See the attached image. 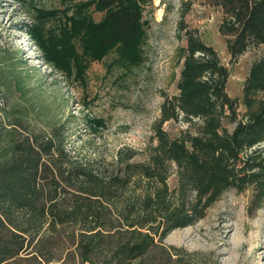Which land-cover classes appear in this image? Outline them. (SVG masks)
<instances>
[{
  "label": "trees",
  "instance_id": "16d2710c",
  "mask_svg": "<svg viewBox=\"0 0 264 264\" xmlns=\"http://www.w3.org/2000/svg\"><path fill=\"white\" fill-rule=\"evenodd\" d=\"M200 3L219 12L217 32L230 62L264 45V0ZM96 4L106 9L91 25L98 48L131 46L140 34L137 3ZM184 4L188 11L191 0ZM177 29L184 40L177 91L161 95L144 161L103 174L70 160L55 132L19 134L2 147L0 264L50 262L40 248L66 224L72 230L63 244L72 258L59 264H189L182 255L196 253L163 243L169 231L202 218L228 190L249 188L253 208L264 201V51L250 62L238 100L225 89L228 69L197 28L179 19ZM169 120L186 129L169 136L162 128Z\"/></svg>",
  "mask_w": 264,
  "mask_h": 264
},
{
  "label": "rangeland",
  "instance_id": "374dc122",
  "mask_svg": "<svg viewBox=\"0 0 264 264\" xmlns=\"http://www.w3.org/2000/svg\"><path fill=\"white\" fill-rule=\"evenodd\" d=\"M134 1L140 10L137 40L101 50L91 25L103 20L106 9L96 0H0V152L19 134L55 132L70 160L103 174L144 161L161 95L177 91L184 43L179 19L216 51L228 69L226 92L240 100L249 64L264 45L230 62L216 9L201 0H191L188 11L186 0ZM162 128L171 137L186 129L172 120ZM166 182L174 187L175 175ZM250 193L223 192L202 218L169 231L163 243L196 253L182 255L189 264H264V201L253 208ZM71 230L64 225L40 248L42 258L50 259L44 264L72 258L63 244Z\"/></svg>",
  "mask_w": 264,
  "mask_h": 264
}]
</instances>
